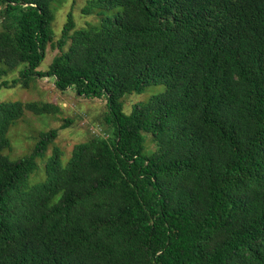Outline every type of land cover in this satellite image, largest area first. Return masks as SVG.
Here are the masks:
<instances>
[{"label": "trees", "instance_id": "trees-1", "mask_svg": "<svg viewBox=\"0 0 264 264\" xmlns=\"http://www.w3.org/2000/svg\"><path fill=\"white\" fill-rule=\"evenodd\" d=\"M51 1L0 0L3 73L23 64L3 85L104 99L109 136L54 148L30 185L58 131L16 160L7 131L59 108L0 102V264H264V0H90L100 25L68 14L55 43Z\"/></svg>", "mask_w": 264, "mask_h": 264}, {"label": "rangeland", "instance_id": "rangeland-1", "mask_svg": "<svg viewBox=\"0 0 264 264\" xmlns=\"http://www.w3.org/2000/svg\"><path fill=\"white\" fill-rule=\"evenodd\" d=\"M90 0H52L49 4L53 14L50 24L54 35L55 43L61 36L63 25L67 20L68 14L74 23V29L81 31L88 25L99 26L101 17L97 15L98 10L93 9L90 14H83L82 9ZM2 5H0V9ZM121 10L118 8L101 10L102 14L112 17ZM1 29V24H0ZM47 44L44 60L37 70L46 71L53 58L59 54L55 44ZM69 45V44H68ZM64 50L67 49V46ZM23 64H19L13 70H5V66L0 64V102H21L36 103L39 105L51 104L59 108L57 113L43 115H34L25 111L22 118L12 125L7 131V138L10 142V148L3 152L10 160H16L31 154L36 142L42 133L57 130L56 138L48 145L43 157L35 159L37 163V172L29 179V184L34 185L44 179V163L52 154L54 148H58L61 153V163L64 165L70 156L74 145L85 142L92 137H102L108 139V129L104 123L105 100L104 99H86L77 96L74 89L59 91L54 87L53 79L49 77L35 79L30 81L28 86L20 82L15 87H4V83L10 84L13 79L19 78V71ZM160 90L163 87L160 86ZM151 92L146 90L141 95H129L123 99V111L129 114L131 106L145 99ZM64 129H60L62 125ZM148 150L153 146L146 142Z\"/></svg>", "mask_w": 264, "mask_h": 264}]
</instances>
